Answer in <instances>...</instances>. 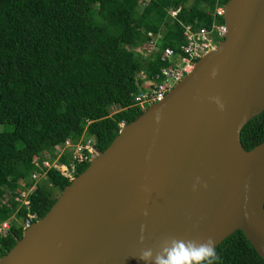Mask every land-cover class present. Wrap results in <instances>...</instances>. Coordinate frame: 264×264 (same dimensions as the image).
Returning <instances> with one entry per match:
<instances>
[{
	"label": "water",
	"instance_id": "water-1",
	"mask_svg": "<svg viewBox=\"0 0 264 264\" xmlns=\"http://www.w3.org/2000/svg\"><path fill=\"white\" fill-rule=\"evenodd\" d=\"M223 10L218 47L123 124L0 264H142L133 254L166 236L218 247L237 231L264 260V142L246 150L241 141L264 112V0Z\"/></svg>",
	"mask_w": 264,
	"mask_h": 264
},
{
	"label": "trees",
	"instance_id": "trees-1",
	"mask_svg": "<svg viewBox=\"0 0 264 264\" xmlns=\"http://www.w3.org/2000/svg\"><path fill=\"white\" fill-rule=\"evenodd\" d=\"M228 1L0 0V125L13 126L0 131V221L17 208L4 204L5 195L34 183L30 209L35 222L43 218L57 201L55 191L60 195L70 182L56 171L33 180L35 157L83 138L105 151L121 125L146 110L136 96L167 66L165 48L180 51L185 25L224 23L216 11ZM170 8L181 11L173 18ZM141 72L147 79L140 80ZM241 141L246 150L264 142V112L243 128ZM26 214L21 208L20 222L0 239V258L22 239ZM216 250L220 264H264L241 231Z\"/></svg>",
	"mask_w": 264,
	"mask_h": 264
},
{
	"label": "built area",
	"instance_id": "built-area-1",
	"mask_svg": "<svg viewBox=\"0 0 264 264\" xmlns=\"http://www.w3.org/2000/svg\"><path fill=\"white\" fill-rule=\"evenodd\" d=\"M146 3H143L145 6ZM181 8L169 9L171 17L175 18ZM223 16V7H219L216 11V16ZM227 31L225 23H215L211 25V28L205 26L199 27L197 25H185L184 36L185 43L180 46V51L176 52L171 47H167L164 50L162 61L167 63L161 69V73L157 77L152 78L151 81L146 82L147 90L142 89L136 96V105L147 109L149 106L162 102L173 87L181 81L186 75L190 74L196 62L202 58L206 53L216 49L225 36ZM154 46V42L152 43ZM147 74L141 72L139 75L140 80L147 79ZM146 86V85H145ZM69 152V158L67 162H63L62 158ZM97 150L94 146L93 138H83L78 142L67 140L59 152L55 155L49 154L44 156L42 153L36 156L34 159V165L37 168L31 178L39 181L41 179H47V175L50 171L58 172L64 179L72 182L78 176V169L86 164L90 163L91 159L96 155ZM36 183L32 184L29 189L21 191L15 195L8 193L10 198L6 200L5 204L12 206L17 205L15 213L8 219L0 221V239L8 236L14 225L20 222L17 213L21 208H27L26 220L23 224L24 229L29 228L37 218L36 214H33L30 209L29 195L34 192ZM2 244L0 242V251Z\"/></svg>",
	"mask_w": 264,
	"mask_h": 264
},
{
	"label": "clouds",
	"instance_id": "clouds-1",
	"mask_svg": "<svg viewBox=\"0 0 264 264\" xmlns=\"http://www.w3.org/2000/svg\"><path fill=\"white\" fill-rule=\"evenodd\" d=\"M212 75L215 77L216 72L213 71ZM215 102L223 110L224 105L218 97L215 98ZM157 120H159V116H157ZM147 214V211H145L144 215L147 216ZM145 230L146 225L142 224L138 238L140 245H144ZM133 258L141 261L142 264H220L216 241L213 237L198 240L166 236L152 246L140 247L133 254Z\"/></svg>",
	"mask_w": 264,
	"mask_h": 264
},
{
	"label": "rangeland",
	"instance_id": "rangeland-1",
	"mask_svg": "<svg viewBox=\"0 0 264 264\" xmlns=\"http://www.w3.org/2000/svg\"><path fill=\"white\" fill-rule=\"evenodd\" d=\"M151 49H152V48H151ZM151 49L149 50V52L153 50V49H152V50H151ZM136 51H137V52H141V51H142V48H137ZM146 54H147V53H146ZM145 89L147 90V84H146V86H145ZM122 125H123V124H122ZM122 125H121V126H122ZM12 128H13L12 125H0V131H3V130H5V131H6V130H12ZM49 154H50V153H48V152L43 153L44 156H48ZM40 181H41V180H40ZM40 181H39V182H40ZM39 182H37V184H38ZM55 193H56L57 196H59V193H58L57 190L55 191ZM9 198H10V195H9V194H6V195H5V198H4V204L6 203V200H8Z\"/></svg>",
	"mask_w": 264,
	"mask_h": 264
}]
</instances>
